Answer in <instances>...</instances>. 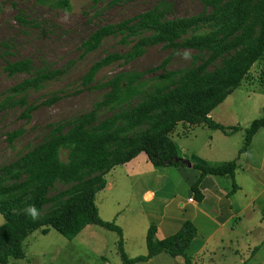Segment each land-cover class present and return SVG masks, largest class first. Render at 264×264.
I'll list each match as a JSON object with an SVG mask.
<instances>
[{
	"label": "trees",
	"instance_id": "1",
	"mask_svg": "<svg viewBox=\"0 0 264 264\" xmlns=\"http://www.w3.org/2000/svg\"><path fill=\"white\" fill-rule=\"evenodd\" d=\"M33 1L49 9L71 11V0ZM118 1L121 0L113 3ZM202 3L200 14L170 19L168 5L160 2L133 18L97 28L81 44L83 55L95 52L107 40L115 41L124 51L106 54L81 77L77 93L105 90L90 111L50 125L42 142L0 166V215L4 218L0 225V264L22 260V244L35 232L46 235L53 229L73 240L89 225L117 234L121 264L146 263L160 254L182 257L185 264H191L185 253L196 237L191 222H184L177 233L162 240L156 239V227L149 226L146 254L129 258L124 251L122 230L113 222L100 219L95 198L106 186V174L140 154L155 169L183 166L172 140L179 124L204 126L224 134L239 130L217 124L209 115L240 87L252 66L264 57V0ZM157 45L196 54L189 68L168 71L163 64L149 71L162 74L149 79L142 73L123 71L104 81L96 80L104 68L113 64L125 66ZM3 71L9 77L24 78L5 91L0 99V115L21 108V117L29 120L39 106H50L61 99L59 93H54L39 105L29 102L31 93L61 79L65 69L36 68L30 60L21 59L7 61ZM261 129L264 115L245 130L238 156L246 152ZM21 135L19 130L8 139L13 142ZM193 167L199 177L190 189L194 199L201 202V182L208 176L233 180L237 163L234 160L217 167ZM57 185L63 189L57 191ZM233 189L238 187L233 184ZM29 206L38 211L35 221L26 213Z\"/></svg>",
	"mask_w": 264,
	"mask_h": 264
},
{
	"label": "rangeland",
	"instance_id": "2",
	"mask_svg": "<svg viewBox=\"0 0 264 264\" xmlns=\"http://www.w3.org/2000/svg\"><path fill=\"white\" fill-rule=\"evenodd\" d=\"M113 1L71 0V11L65 13L36 5L33 0H0V99L9 87L24 78L22 75L9 77L3 71L7 61L28 59L36 68L47 66L66 70L61 79L29 96L30 103L39 105L59 93L61 99L58 102L39 106L30 114L29 120L21 117V108L0 115V166L13 162L42 142L50 125L90 111L105 93V90L77 93L81 77L93 63L108 53L124 51L115 41L107 40L95 52L83 55L81 44L93 31L133 18L160 2L168 5L170 19L192 17L203 11L202 0ZM195 54L194 51H174L157 45L125 66L113 64L104 68L96 80L104 81L123 71L142 73L149 79L162 74V71H149L163 64L168 71L189 68ZM263 115L264 57L252 66L240 87L210 113L215 123L237 127L238 131L224 134L204 126L179 124L172 134V140L180 150L198 161L204 159L216 165L234 160L237 163L233 180L213 176L218 187L233 198L232 217L204 245L195 264H264V129L254 136L246 152L238 156L245 130ZM19 130L22 135L10 142L8 136ZM171 175L176 178L174 173ZM183 175L185 179L194 180V172L190 170H185ZM105 180L109 185L106 184L95 198L100 219L113 222L122 230L124 251L129 258L145 255L148 217L140 203V194L141 189L149 185L146 175L138 181L131 180L125 175L124 168L118 166L105 175ZM233 184L239 189H233ZM62 189L61 185L56 186L57 191ZM3 222L0 215V225ZM117 241L116 233L94 225L85 227L73 240L49 229L46 235L35 232L27 237L22 244L23 259L9 260L7 264H121ZM201 241L195 238L187 252L196 249ZM181 258L160 254L146 263L136 264H183Z\"/></svg>",
	"mask_w": 264,
	"mask_h": 264
},
{
	"label": "crops",
	"instance_id": "3",
	"mask_svg": "<svg viewBox=\"0 0 264 264\" xmlns=\"http://www.w3.org/2000/svg\"><path fill=\"white\" fill-rule=\"evenodd\" d=\"M173 143L178 157L185 163L183 166L155 169L147 157L140 154L121 167L124 168L127 178L131 180L138 181L144 174L146 175L149 185L141 189L140 203L144 205L143 209L148 217L147 230L151 225L157 229L156 239L162 240L174 235L186 221L194 225L196 228L195 238L202 239V244L196 249H192L193 251L187 252V249L185 253L188 258L192 259V264H195L194 260L201 257L205 244L210 242L214 235L229 223L232 217L233 198L228 197V194L218 187V182L213 176H208L199 185L202 200L201 202L196 201L190 188L199 177V171L192 170L193 166L199 164L217 167L220 165L207 162L204 159L198 161L193 156L182 152L174 141ZM184 169L194 172V180L184 178ZM171 172L176 175V178L171 175ZM106 184L109 185L107 182ZM230 199L232 202H229ZM199 233H202L201 236ZM182 263L185 264L184 260Z\"/></svg>",
	"mask_w": 264,
	"mask_h": 264
},
{
	"label": "clouds",
	"instance_id": "4",
	"mask_svg": "<svg viewBox=\"0 0 264 264\" xmlns=\"http://www.w3.org/2000/svg\"><path fill=\"white\" fill-rule=\"evenodd\" d=\"M26 213L33 221H35L38 218V215H39L37 209L35 208V206H29L26 209Z\"/></svg>",
	"mask_w": 264,
	"mask_h": 264
}]
</instances>
